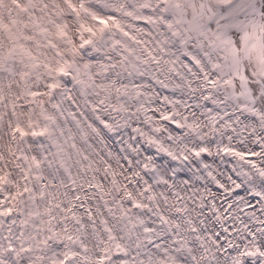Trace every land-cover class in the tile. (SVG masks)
Wrapping results in <instances>:
<instances>
[{"label":"snow or ice","instance_id":"snow-or-ice-1","mask_svg":"<svg viewBox=\"0 0 264 264\" xmlns=\"http://www.w3.org/2000/svg\"><path fill=\"white\" fill-rule=\"evenodd\" d=\"M0 264H264V0H0Z\"/></svg>","mask_w":264,"mask_h":264}]
</instances>
